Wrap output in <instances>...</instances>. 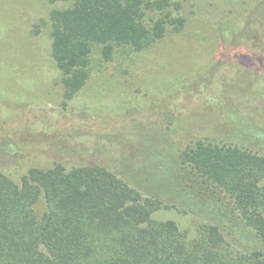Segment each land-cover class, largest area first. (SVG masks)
Listing matches in <instances>:
<instances>
[{"label":"rangeland","instance_id":"obj_1","mask_svg":"<svg viewBox=\"0 0 264 264\" xmlns=\"http://www.w3.org/2000/svg\"><path fill=\"white\" fill-rule=\"evenodd\" d=\"M76 1L0 0V171L22 187L33 169L103 167L151 202L140 226L170 221L210 255L264 264V236L237 192L183 158L199 140L264 156V0L148 8L145 24L165 19V36L139 51L116 44L109 57L94 45L85 84L66 99L50 11ZM257 181V202L244 199L264 213Z\"/></svg>","mask_w":264,"mask_h":264},{"label":"trees","instance_id":"obj_2","mask_svg":"<svg viewBox=\"0 0 264 264\" xmlns=\"http://www.w3.org/2000/svg\"><path fill=\"white\" fill-rule=\"evenodd\" d=\"M167 4V0H77L67 8H53L52 55L63 74L64 97L73 98L85 84L94 45H100L109 57L116 44L139 51L165 36V19L150 27L144 20L148 8ZM183 158L237 192V208L264 236V213L258 205L249 208L244 199L248 196L257 202V179L264 177L263 155L236 145L199 140L188 147ZM244 184L246 190L241 188ZM40 194L46 199L42 217L32 201ZM150 208L151 202L103 167H76L68 173L33 169L22 187L0 171V264L262 261L258 255L238 259L231 254L210 255L202 242L187 241L170 221L140 226L144 211L149 213ZM116 219L121 220L114 222ZM118 233L124 234L121 239Z\"/></svg>","mask_w":264,"mask_h":264}]
</instances>
